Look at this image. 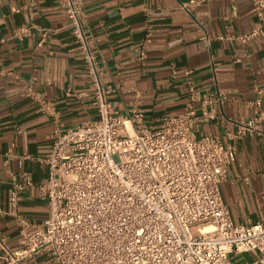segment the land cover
I'll list each match as a JSON object with an SVG mask.
<instances>
[{"label":"crops","instance_id":"crops-1","mask_svg":"<svg viewBox=\"0 0 264 264\" xmlns=\"http://www.w3.org/2000/svg\"><path fill=\"white\" fill-rule=\"evenodd\" d=\"M187 2L83 0L84 22L120 112L138 107L153 122L181 113L189 79L202 93L227 95L201 129L235 144L236 158L220 190L235 222H253L264 216V120L250 124L259 89L264 108V37L243 35L258 19L256 5L202 0L186 9ZM196 106L200 111V102ZM98 117L86 63L60 0H0V230L10 248L20 246L22 218L40 223L50 213L39 184L48 177L43 158L55 130ZM242 124L250 127L240 131ZM25 171L33 183L14 205L11 189ZM230 255L236 264L256 258L253 251ZM0 264H8L1 248ZM26 264L58 263L41 250Z\"/></svg>","mask_w":264,"mask_h":264},{"label":"built area","instance_id":"built-area-1","mask_svg":"<svg viewBox=\"0 0 264 264\" xmlns=\"http://www.w3.org/2000/svg\"><path fill=\"white\" fill-rule=\"evenodd\" d=\"M201 1L188 0L185 7ZM253 2L258 19L244 38L264 37V0ZM60 4L86 63L99 117L55 130L43 158L48 177L39 184L50 213L40 223L22 218L15 249L0 230L7 263L26 264L48 250L58 264H236L230 254L245 251L256 254L247 264H264V216L235 222L220 190L236 146L201 129L227 95L202 93L189 79L188 106L181 113L153 122L138 107L120 112L92 48L83 0ZM258 92L251 101L256 107L251 125L264 120L262 89ZM42 106L52 109L46 100ZM249 127L242 124L240 131ZM32 183L23 172L11 189V203L18 204Z\"/></svg>","mask_w":264,"mask_h":264},{"label":"rangeland","instance_id":"rangeland-1","mask_svg":"<svg viewBox=\"0 0 264 264\" xmlns=\"http://www.w3.org/2000/svg\"><path fill=\"white\" fill-rule=\"evenodd\" d=\"M198 229H201V228H200V227H195V228H194V231H195V230H198ZM230 258H231V260L233 261L231 255H230ZM233 262H234V261H233Z\"/></svg>","mask_w":264,"mask_h":264}]
</instances>
